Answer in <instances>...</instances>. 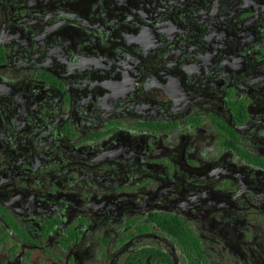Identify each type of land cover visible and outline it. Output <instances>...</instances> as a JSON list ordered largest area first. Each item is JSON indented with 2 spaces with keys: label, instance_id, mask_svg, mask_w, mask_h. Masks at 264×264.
Segmentation results:
<instances>
[{
  "label": "flooded vegetation",
  "instance_id": "af4514ba",
  "mask_svg": "<svg viewBox=\"0 0 264 264\" xmlns=\"http://www.w3.org/2000/svg\"><path fill=\"white\" fill-rule=\"evenodd\" d=\"M0 264H264V0H0Z\"/></svg>",
  "mask_w": 264,
  "mask_h": 264
}]
</instances>
